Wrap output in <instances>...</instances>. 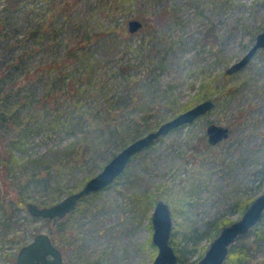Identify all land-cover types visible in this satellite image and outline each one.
<instances>
[{
    "label": "rangeland",
    "instance_id": "obj_1",
    "mask_svg": "<svg viewBox=\"0 0 264 264\" xmlns=\"http://www.w3.org/2000/svg\"><path fill=\"white\" fill-rule=\"evenodd\" d=\"M131 18L142 22L135 30ZM262 29L264 0H0V69L32 48L15 68L22 104L15 94L0 109V264H16L41 231L65 264H153L158 198L179 243L214 217L238 218L264 191V47L226 68ZM206 97L214 107L136 152L62 218L26 208L80 189L123 146ZM210 122L228 125L227 137L211 142ZM251 228L235 243L264 264Z\"/></svg>",
    "mask_w": 264,
    "mask_h": 264
},
{
    "label": "water",
    "instance_id": "obj_2",
    "mask_svg": "<svg viewBox=\"0 0 264 264\" xmlns=\"http://www.w3.org/2000/svg\"><path fill=\"white\" fill-rule=\"evenodd\" d=\"M129 29H137L142 22L139 19L131 18L128 20ZM255 41L250 45L247 52L236 62L228 65L226 71L234 72L243 67L247 61L254 55L259 47H264V29L257 32ZM215 106V100L210 97L196 102L193 106L178 112L172 118L158 125L154 130H150L142 136H138L130 143L117 151L97 173L87 179L82 187L60 200L51 203V205H38L30 201L26 203V208L34 215L48 218L66 215L75 208L77 202L86 194L99 190L112 182L124 170L128 161L136 152L145 146L153 143L159 136L175 126L191 122L202 113L207 112ZM207 134L211 142L216 143L219 139L227 137L230 127L221 123L210 122L207 125ZM264 213V191L257 194L244 208L243 213L224 224L219 233L208 243L209 245L202 256L192 264H223L231 244L235 239L250 229L259 221ZM152 240L157 246V252L153 264H177L178 256L174 245L170 242L172 224V213L170 205L162 198H158L152 211ZM16 264H65L62 257V251L51 240L49 233L41 231L36 233L30 241L20 246L17 252Z\"/></svg>",
    "mask_w": 264,
    "mask_h": 264
},
{
    "label": "trees",
    "instance_id": "obj_3",
    "mask_svg": "<svg viewBox=\"0 0 264 264\" xmlns=\"http://www.w3.org/2000/svg\"><path fill=\"white\" fill-rule=\"evenodd\" d=\"M24 50L12 61H8L2 65V68L0 69V84L7 82L8 83V88H5L4 90H0V109H1V114H5L8 110L4 106L5 104L8 105L9 103L7 100L9 98L12 99V95L17 94V98L13 99L12 103L15 104H22L21 103V98L23 95H21L20 89L17 88L16 90H13V86L15 83L18 81L16 80V77H14L15 73L17 72L15 68H17L19 65H22L24 63L23 61H27L26 55L32 50V48L25 47L23 48ZM69 53L74 52V48H71ZM66 59V57H65ZM63 59V61H65ZM12 96V97H11ZM25 100H27L25 98ZM4 106V107H3ZM112 112V109H109V113ZM4 118V116H3ZM6 161V160H5ZM20 202H23V199L21 196L18 197ZM252 200L251 197H248L246 200H243L241 202V207L242 210L244 211V208L247 206V204ZM243 211L241 213H243ZM232 222L231 219L227 217H214L211 220H209V226L208 229H204L200 232H197L196 229H192L191 234L187 235L185 238V241L179 243L174 241V237L170 238V242L172 245H174L175 251L178 256V263H182V261H186V252L193 254L198 247V243L202 239V237L205 234H209V240H212L214 236H216L220 230V228L226 224ZM252 230L256 231L259 237L264 238V213L262 217L259 219L257 223L251 228ZM172 234V231H171ZM207 248V246H206ZM204 252V251H203ZM203 252L199 253V256L193 259V261H190L188 264H192L195 260L200 258L203 254ZM227 257L225 258V261L223 264H249L250 262V252L245 245L233 243L230 245Z\"/></svg>",
    "mask_w": 264,
    "mask_h": 264
}]
</instances>
